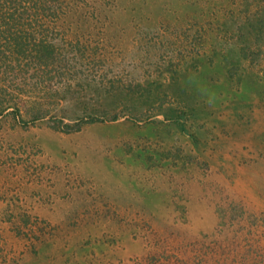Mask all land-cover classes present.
<instances>
[{
	"label": "rangeland",
	"instance_id": "obj_1",
	"mask_svg": "<svg viewBox=\"0 0 264 264\" xmlns=\"http://www.w3.org/2000/svg\"><path fill=\"white\" fill-rule=\"evenodd\" d=\"M47 4L0 0V264H264V0Z\"/></svg>",
	"mask_w": 264,
	"mask_h": 264
},
{
	"label": "trees",
	"instance_id": "obj_2",
	"mask_svg": "<svg viewBox=\"0 0 264 264\" xmlns=\"http://www.w3.org/2000/svg\"><path fill=\"white\" fill-rule=\"evenodd\" d=\"M39 2L41 4L47 3L46 5L48 9L54 11L56 8V3L58 2V0H39ZM43 107L41 106L39 109H37V113H35L33 116H31L32 121L33 119H37L39 117H43L45 116V111L42 110ZM113 120L116 119V116L113 115ZM82 119H79L78 121H74V123L70 124V123H66L63 121V119H54V128H60L62 129L64 132H70V131H74V130H79L82 126V124L85 121H81ZM97 119L95 118L94 115H91L90 118L88 119V121H86L87 123H92L95 122Z\"/></svg>",
	"mask_w": 264,
	"mask_h": 264
}]
</instances>
